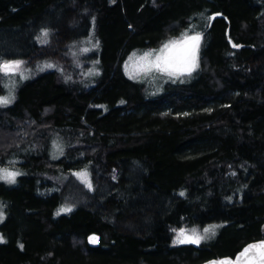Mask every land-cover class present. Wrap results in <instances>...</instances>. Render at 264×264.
Returning a JSON list of instances; mask_svg holds the SVG:
<instances>
[{
	"label": "trees",
	"instance_id": "1",
	"mask_svg": "<svg viewBox=\"0 0 264 264\" xmlns=\"http://www.w3.org/2000/svg\"><path fill=\"white\" fill-rule=\"evenodd\" d=\"M93 29V87L48 71L0 107V167L24 168L0 183V264H201L264 240V0H0V59H53ZM197 31L190 81L150 95L126 75L133 52ZM209 225V242L172 246Z\"/></svg>",
	"mask_w": 264,
	"mask_h": 264
},
{
	"label": "snow or ice",
	"instance_id": "2",
	"mask_svg": "<svg viewBox=\"0 0 264 264\" xmlns=\"http://www.w3.org/2000/svg\"><path fill=\"white\" fill-rule=\"evenodd\" d=\"M41 33L45 38L42 43H48L47 38L49 36V30L42 29ZM202 39L203 34L201 32L197 31L191 35L185 32L182 34L180 40H171L165 43L159 52L151 50L146 52L143 56H137V54L133 52L128 58V62L124 64V70L129 78L133 80L137 79L141 74L151 73L152 71L162 73L173 80L186 74L191 75L198 66V53ZM85 43H90V41H86ZM92 47H98V44H94ZM233 47L240 46L233 44ZM90 50L89 47H84L82 52L88 53ZM73 55H75V53H73ZM24 63L23 60L19 59H0V74L13 76L19 73L24 79H27L22 71V65ZM96 63H98V61ZM46 67L55 66L49 64L46 65ZM93 71H95V69H93ZM91 74L90 72L89 75ZM68 79H71V77H68ZM14 99L13 84L7 96H0V106L9 105ZM19 175H21V173L17 171H12L8 168H0V181H4L7 184H15ZM74 175L77 176L89 190H94L91 176L87 169L76 172ZM180 195L183 196L185 193L181 192ZM0 209H2V206H0ZM62 211L71 212L72 209L71 207H65ZM2 219L3 212L0 210V220ZM217 227H219V225H209L203 229L202 233L193 228L190 234L186 230L181 229L179 230L177 241L180 244L199 245L201 241L210 239L214 236ZM91 239L95 242L97 237L93 236ZM0 242H3L2 236H0ZM21 248H23V245H21ZM209 264H264V240L246 245L234 259L226 257L218 261H210Z\"/></svg>",
	"mask_w": 264,
	"mask_h": 264
},
{
	"label": "rangeland",
	"instance_id": "3",
	"mask_svg": "<svg viewBox=\"0 0 264 264\" xmlns=\"http://www.w3.org/2000/svg\"><path fill=\"white\" fill-rule=\"evenodd\" d=\"M188 34L191 35V33H188ZM181 38H182V34H179L178 36L172 37L167 42H169L171 40H180ZM44 39L45 38L43 36H41V42L39 44H40V46H42V48L47 49L52 44V37H50V35L48 36V38H47L48 43H46V44L42 43V41ZM86 41H90V43H85ZM94 44H98V47H95V48L92 47V45H94ZM164 44H161L158 47H155L153 49L149 48V49H146L142 52L141 51L136 52V54H137V56H143L146 52H149L151 50H155L156 52H159V50L163 47ZM84 47H89L91 50L88 53H83L82 49ZM73 53H75V55H73ZM100 54H101V43L97 37L95 30L93 29L88 37H86L82 41L73 42V43L68 44V46H66L64 50L59 51V53L57 54L58 56H55V58H53V59L36 60V59H38V58H36L34 60V63H32V64H30L31 62H25V60H23L25 63L22 65V71L24 72V75L27 77V79H24L19 73H17L16 75H13V76L3 75V86H4L5 90H4V93L1 94L0 96H7L9 94V89L14 84L15 99L12 101V103L7 105V106H10L16 100L17 91L24 83L38 77L40 74L48 72V71L73 72L72 74L65 76V79L63 77L64 81L66 80V82H69L72 84H78V85L83 86L85 88L93 87L95 85L96 79L102 73V70L100 68V64H101ZM199 57H200V55L198 53V66L194 69V71L191 73V75L186 74V75H184L178 79L173 80V79H170L169 77H167L166 75H164L162 73L152 71L151 73L141 74L137 79H135V80L131 79V80L136 81V82H140V83H145L147 85V87L150 88V90H149L150 95L158 94L163 90L164 86H166L168 84L177 85V84L186 83V82L190 81L193 78L194 74L196 73L197 69L199 68V64H200V58ZM97 61H98V63H96ZM49 64L54 65L55 67H46V65H49ZM68 65H70V66L68 67ZM93 69H95V71H93ZM90 72L92 73L91 75H89ZM126 75L128 76L127 73H126ZM68 77H71V79H68ZM0 107H6V106H0ZM185 114H188V113L185 112ZM62 141L63 140L60 139L59 136H53L52 137V146L50 149V155L55 160L61 158L65 154V147L66 146H65V144H63L64 141L63 142ZM0 168H8L9 170L17 171V172L21 173V175H19L17 177L16 183L18 181V178L24 174V171H23L24 168L21 166L20 167L7 166V167H0ZM82 170H84V169H82ZM76 172H79V171H76ZM76 172H74V173H76ZM73 176H75V175H73ZM75 178H76L77 182L82 183L77 178V176H75ZM64 180H68V178L64 177ZM0 183L7 184L4 181H0ZM15 184H11V185L7 184V185L8 186H14ZM0 206H2V209H0V210H2V212H3V219L0 220V227H1L3 225V223L5 222L7 213H6V207L2 201H0ZM62 212L65 213L64 211H62ZM194 228L197 229L198 231H200L201 233L203 232V230L198 228V227H194ZM181 229L186 230L190 234L191 230L193 228L185 226V227H182ZM181 229H176L174 232V239L172 242L173 247H179L181 245H188V244H180L177 241V236L179 234V230H181ZM218 231H219V227H217L215 229V235L214 236H212L210 239H206V240L201 241L200 244L205 243V242H209L210 240L214 239L215 236L218 234ZM0 236L3 237V242H5L6 240L4 239L2 232H0Z\"/></svg>",
	"mask_w": 264,
	"mask_h": 264
},
{
	"label": "water",
	"instance_id": "4",
	"mask_svg": "<svg viewBox=\"0 0 264 264\" xmlns=\"http://www.w3.org/2000/svg\"><path fill=\"white\" fill-rule=\"evenodd\" d=\"M217 17H220V15H218V16H214V18H213V20L215 19V18H217ZM261 241V240H260ZM253 243V242H252ZM251 244V243H250ZM196 247H198V245H195ZM242 251V250H241ZM240 251V252H241ZM237 256V255H236ZM235 256V257H236ZM226 257H229V256H226ZM226 257H221V258H212V259H209V260H207V261H205V262H203V263H201V264H209V262L210 261H218V260H221V259H223V258H226ZM235 257H230V258H235Z\"/></svg>",
	"mask_w": 264,
	"mask_h": 264
}]
</instances>
